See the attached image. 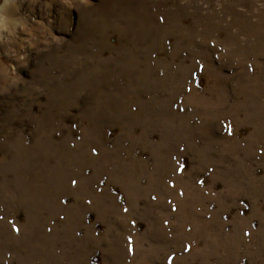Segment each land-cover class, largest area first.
Returning <instances> with one entry per match:
<instances>
[{"label":"rangeland","instance_id":"obj_1","mask_svg":"<svg viewBox=\"0 0 264 264\" xmlns=\"http://www.w3.org/2000/svg\"><path fill=\"white\" fill-rule=\"evenodd\" d=\"M0 264H264V0H0Z\"/></svg>","mask_w":264,"mask_h":264},{"label":"snow or ice","instance_id":"obj_2","mask_svg":"<svg viewBox=\"0 0 264 264\" xmlns=\"http://www.w3.org/2000/svg\"><path fill=\"white\" fill-rule=\"evenodd\" d=\"M73 183H75V182H73Z\"/></svg>","mask_w":264,"mask_h":264}]
</instances>
